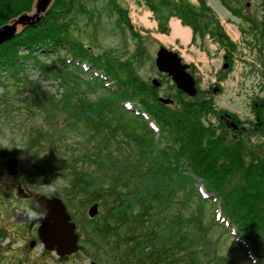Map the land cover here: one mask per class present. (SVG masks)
Wrapping results in <instances>:
<instances>
[{"label": "rangeland", "instance_id": "1", "mask_svg": "<svg viewBox=\"0 0 264 264\" xmlns=\"http://www.w3.org/2000/svg\"><path fill=\"white\" fill-rule=\"evenodd\" d=\"M76 1L83 2L86 12L75 8L67 20L72 19L68 37L78 54L95 58L103 65L111 64L109 67L121 70L123 77L131 75L147 85L152 96L138 97L151 109L162 97L173 101L168 105L169 109L181 112L186 108L176 100L177 89L170 79L157 71L154 64L160 47L174 50L179 53L183 64L191 67L189 73L195 79L199 98L208 101L209 110L196 117L198 122L213 130L212 137L223 134L226 140H230L232 130H225L221 123V117L228 114L240 127H244L234 137L241 139L250 150L260 155L264 153V134L254 131L264 130V121L257 122L253 110L254 100L264 96V46L260 43L264 32V0H227V4L235 8L237 18L220 6L218 0H204L205 12L200 13V8L197 11L199 14L195 15V21L205 19L215 23L214 29L217 27L222 32V39L227 38L234 44V49H229L230 57L225 55L226 49L216 39L200 40L197 36L192 42L184 44L178 38L173 42L159 38L161 35L170 39V21L176 20L174 16L182 12L179 5L170 10L161 5L162 0ZM185 1L196 4L199 0ZM148 5H156V12ZM141 17H145L151 26H145ZM159 25L165 29L162 31ZM195 27L201 28V34L206 31L205 25ZM190 37L191 33L189 41ZM67 53L63 46L52 51L42 50L36 62L28 58L27 51L20 47L16 55L20 56L19 61L24 62L15 61L18 71L0 78V264L8 258L5 253L9 254V248L11 251L24 250L20 251V258L25 257L26 264H34L33 260L37 259L41 247H35L32 252L25 250L22 237L15 236V232L24 234L28 238L27 243L30 242L24 213L36 212L34 201L39 195L59 197L76 225L78 249L70 255L69 261L64 260L61 264H128L121 260L123 257L137 262L148 253L149 248L157 252L164 238L167 245L173 239L172 246L180 241L177 259H189L190 253L188 255L183 250L195 241L199 248L194 254L198 253L201 264H249L251 253L238 244L241 237L227 224L220 209L222 199L215 201L210 195L203 194L205 200L199 204L196 196L189 194L190 184H187L186 175H191V172L188 162L182 158L177 165L175 162L171 165L166 163L167 166L158 165L152 173V159L149 153L145 154L146 144L144 140L137 141L148 128L146 125L145 129L139 116L134 115L142 108L131 100L123 99L122 95L118 98L113 80L106 79L108 83H105L95 79L94 74L101 76V73L92 70L89 63L87 66L79 59L81 61L77 60V63L70 61L67 64ZM134 78L131 82L135 81ZM154 79L159 83L157 87L151 83ZM179 97L182 98L181 95ZM187 97L183 96L184 102L189 100ZM79 100L97 106L108 102L114 104L115 112L111 113V109L105 107V114L100 119V134L107 137L110 146V149L107 148V142H104L108 154L104 166L108 170L83 160L87 156L94 160L93 155L97 152L96 161L102 163L103 152L99 150L102 146L98 140L103 136H92L95 133L94 124L90 127L85 125L80 114L72 117ZM123 105L129 109L125 110ZM144 118L151 121L148 114ZM8 159L16 162L15 174L7 170ZM72 165H75L76 171L69 169ZM175 167L179 170L175 171ZM79 171L86 172L88 176L77 179ZM237 176L228 177L225 187L234 189L237 179L241 182ZM193 178L200 190V179ZM68 188L66 195L64 191ZM135 192L141 194L144 205L149 206L148 216L137 228L141 239L136 246L132 241L124 242L132 228V220L139 212ZM93 194L110 196V202L100 203ZM236 194L232 190V197ZM92 198L96 201L91 202ZM149 200L155 202L148 204ZM93 203H98V210L94 217H89L87 210ZM109 203L111 207L107 210ZM118 210L122 215L119 221L125 223L122 226L115 224L118 222ZM261 211L264 214V202ZM189 215L200 217L199 222H185L189 220ZM178 217L181 223L184 220V229L181 223L179 227L171 223ZM104 218L105 222L112 223V228L116 227L114 234H108V222L102 223ZM95 220V225L99 224L98 234L91 225ZM166 220L169 221L166 223ZM5 228L13 230L6 234L2 230ZM182 232H190L191 235L186 239ZM114 242H118L117 247ZM158 252L161 257L165 251ZM147 255L155 256V253L150 251ZM164 261L160 259V262Z\"/></svg>", "mask_w": 264, "mask_h": 264}, {"label": "trees", "instance_id": "2", "mask_svg": "<svg viewBox=\"0 0 264 264\" xmlns=\"http://www.w3.org/2000/svg\"><path fill=\"white\" fill-rule=\"evenodd\" d=\"M222 1L224 4L226 3L225 0ZM31 2L32 0H0V26L6 24L10 19L22 12L30 11ZM169 3V0H162L161 5L169 7ZM148 6L152 11L156 12V5H154V7L153 5ZM75 8L83 13L86 12L83 2H78L76 0H55L39 25L27 27L19 32L12 40L1 43L0 78L5 77L7 74L11 75V72L15 73L18 71L16 69L18 65L15 61L18 63L24 62V60L19 61L18 58H21L16 55V51L20 47L24 48V51H27L29 54L28 58H32L34 61L38 62L37 55L40 51H52L63 46V48H66L71 61L76 62L81 59L82 61H79L89 63L92 68L101 71L108 81L113 80L115 83L116 93L119 95L117 96L118 98H121L122 95L123 99L131 100L136 105L140 106L144 113H147L158 127V139H155L154 132L150 128H145L147 122L141 120L146 130L144 129V131L142 129L144 131L142 136L137 138L138 143L139 140H144V144H146L145 154L147 155V153H149V157L152 159V173L155 172V167H158V165L164 164L167 166L166 163L171 165L173 162L177 165L180 158L187 161L188 168L191 172V175L185 174L187 184H190L189 190L191 192H189V194L194 197L196 196L197 202L202 204L201 201L204 199L196 185L197 181L193 178L195 177L200 179L201 182L199 183L203 186L206 193H210L218 201L222 199V207L220 209L222 214L224 213L223 215L227 219L228 224L234 227L237 234L241 237V242H238V244L243 247V250H247L251 253V256L248 257L250 260L249 264H264V214L261 211V206L264 202V153L260 155L255 150H250L248 147H245L243 141L241 139H236V136H233L230 140H226L223 134L212 137L213 130L202 126L197 119V116L201 112L209 110L207 107L208 101L199 98L198 92L193 97H187L189 100L184 102L183 96L185 95L177 90L178 95L176 100H179L178 103H180L181 107L183 106L186 108L185 111L180 112L178 110H171L168 108V105L158 102H155L154 108L151 109L144 103L142 98L138 97V95H146L147 97L152 96L151 90L146 88L147 85L141 84V82H138V80L131 75H127V78H125V76L123 77L124 74L121 70H114L109 67L111 64L109 65L106 63V65H103V63L101 64V62L95 60V58L86 56L85 54H78V50L75 49V46L69 41L70 38L68 37V29L70 23H72V19L69 18V20H67V18ZM170 10L172 9L170 8ZM177 16L181 18L182 24L189 25V22L185 20L184 17L179 16V14H177ZM159 26L162 31L165 29L164 26ZM262 28L264 29V26ZM200 30V27L196 28L193 26L191 42L195 40V36ZM261 37L260 43L264 46V32L261 34ZM222 38H224V36L218 39L217 42L226 49L225 55L230 57V50L234 49V44L227 40V38ZM21 57L23 59L25 58L24 56ZM132 78H134L135 81L131 82ZM180 95L182 98L179 97ZM79 101L80 102L77 103L76 106L73 104L75 108L73 114H71L72 117L76 114H80V119L83 118L85 120V125L90 127V124H94L93 131H95V133H93L92 136H97V134L103 136V134H100L101 116L105 114V107H109L111 113L115 112L114 107H112L114 104L108 102L104 106H97L94 103L92 104L82 100ZM93 105L95 108H93ZM253 105L255 119L257 122L261 121L262 123L264 121V96L260 97L259 100H254ZM254 131L264 134L263 129H254ZM91 138L92 137L89 139ZM106 140L107 137L105 136L100 137L98 140L102 146L99 147V150L102 149L101 152H103L101 164L96 161L97 152L95 156L93 155L94 160L91 159L90 156L85 157L81 154L82 157H85L83 160L85 162L90 161L91 164H97L96 167L99 169L104 167V170H108V168L104 166L105 161L108 159L107 149H105L106 146H104ZM97 145L98 143L96 146ZM107 145V148L110 149L109 142H107ZM245 157L248 162H246ZM69 169L76 171L75 165L70 166ZM174 169L175 171L179 170L178 167ZM236 174L239 175L237 176ZM231 175H235L241 179V182L237 179L238 182L235 184L236 186L234 189L225 187V181L228 177H231ZM87 176L88 174L83 171L77 173V179ZM116 180L118 179H115V181ZM80 183L84 184L86 182L80 181ZM85 186H87V184H85ZM86 188L89 189V187ZM68 190L69 188L64 191L66 195L68 194ZM232 190H235L237 193L234 197H232ZM134 194H137L135 196V203L139 204V212L137 216L133 218L132 228L129 233H127V238L125 237L126 240L124 242L127 244L132 241L133 245L136 246L141 239L140 235H137V228L144 222L143 218L148 216L147 211L149 206L146 207L144 205L145 200L141 199V194L136 192ZM93 196H97V200H99L100 203L103 202V204H106L107 200L110 202V196H107L108 198L103 194L100 196L93 194ZM154 200H149L148 204L156 201ZM95 201L96 199H91V202ZM110 207L111 203L108 204L106 209L110 210ZM119 211L120 210L117 211L118 222L115 224L122 226L125 223L119 221L122 219V215ZM129 212L130 211L127 210V214H129ZM110 217L111 216L108 217V220ZM173 218L175 219L176 216H173ZM174 219L171 220V223H176V226L179 227L181 220L179 217L176 220ZM199 219L200 217L189 215V220L187 219L185 222H199ZM168 221L169 220H166V223ZM107 222H105L104 218L102 223ZM183 222L184 220H182L181 227L183 226ZM92 223L93 224H90L92 225L93 231L96 234L100 233L99 224L95 225L97 224L96 220L92 221ZM111 224L112 223L109 221L107 228L108 234H114L116 228H112ZM182 233V236L186 237V239L191 235L190 232ZM172 241L173 239L170 240L171 243L169 242V245H167V241L164 238L161 240L162 244H160L159 248L154 246L162 252L165 251L163 253L164 255L161 257L158 256V250L156 252L154 248L152 250L149 248L147 254L151 251L155 253V256L146 254L137 262L123 256L121 260L127 261L128 264H201L198 253L194 254L196 248H199V246H197L198 242L194 241V244L190 245L188 249L183 250L186 254L188 253V255L190 253L189 259H184L183 257L177 259L179 256L178 247L180 241H177L173 246L171 245L173 243ZM183 241L186 242L185 239H183ZM244 243L246 246H244ZM117 244L118 242H114L115 247H117ZM169 248H175V250H169ZM193 255L197 257L196 260ZM160 259H165L166 261L160 262Z\"/></svg>", "mask_w": 264, "mask_h": 264}, {"label": "water", "instance_id": "3", "mask_svg": "<svg viewBox=\"0 0 264 264\" xmlns=\"http://www.w3.org/2000/svg\"><path fill=\"white\" fill-rule=\"evenodd\" d=\"M55 0H32L31 9L22 12L10 19L6 24L0 26V44L14 37L28 26L39 24L44 15ZM156 69L167 74L176 89L189 97L196 95L194 79L187 72V65L181 63V58L174 52L168 51L165 47H160L156 52L154 60ZM157 87L158 81H151ZM158 102L170 105L172 100L159 97ZM233 124V122H232ZM6 167L10 174L16 172V162L13 159L6 161ZM37 210L42 214V218L37 228L38 237L44 248L54 251L59 256H67L74 253L77 247L78 236L75 233V224L70 220V215L59 197H46L39 195L35 200ZM97 203L92 204L87 215L94 217L97 213ZM89 264H98L91 262Z\"/></svg>", "mask_w": 264, "mask_h": 264}, {"label": "flooded vegetation", "instance_id": "4", "mask_svg": "<svg viewBox=\"0 0 264 264\" xmlns=\"http://www.w3.org/2000/svg\"><path fill=\"white\" fill-rule=\"evenodd\" d=\"M225 1H227V0H225ZM218 2H219V5L224 7V9L227 12L232 14V17H235V18L238 17V15H237V13L235 11V8L231 7L230 4H227V2H226L225 3L226 5H225L222 0H218ZM178 5H179L180 8L182 7V12L179 14V16L184 17L185 19L187 17V21L189 22V24L191 23L190 25H192V26H196V25L204 26L205 25L206 31L204 30L203 34H201L199 31L197 32L196 37L198 36L200 40H204V39L205 40H214V39L218 40V39H220L223 36L222 32H220V30H218L217 27L214 29L215 23L207 22L205 19H202V20L198 19V21L194 20L195 15L199 14V12H197V11H199V8L202 10V11H200V13L205 12L206 3H204V0H199L196 4L187 3L185 0H173V1H170V3H169V7L170 8H174V9ZM167 50L171 51L169 48H167ZM172 52H174V50H172ZM174 53H176V52H174ZM176 54L180 57L179 53H176ZM224 59H226V57ZM226 66H228V63L225 64V67ZM186 70H187L188 73L191 70V67L188 64H187ZM159 73L164 75V76H166L168 79H170V77L167 74H164V73H161V72H159ZM221 118H222L221 119V123L223 125V128H225V130L226 129L227 130H230V129L232 130V137L236 136L237 132L244 130V127L243 126L240 127L237 122H234L231 119L230 115L225 114ZM232 122L234 124H232ZM24 218L26 219L25 223H26V226H27V229H26L27 230V234H28L29 238H31L30 242H28L29 244L27 243L28 238L26 236H24V234L19 233V232L16 231L15 232V236L22 237L21 238L22 246H23V248H25V250L26 249L27 250L30 249V252H32L35 247H37V246L41 247L40 248V253L37 255V259L33 260L34 264H61L62 262H64V260H68L69 261L70 255H68V256H59L54 251H50V250L45 249L44 246L42 245V243L40 242V239H39L38 233H37V227H38V224H39L40 219H41V214L37 210H36V212H31V213L25 212L24 213ZM2 230L3 231L5 230L6 234H10L11 233L10 230H13V229L5 228V229H2ZM7 251H9V254L5 253V254H7L8 258L3 260L4 264H26L27 263V261L25 260V257H23L24 259L20 258L22 256L20 254V251L24 252V250L17 249V250L11 251V248H9ZM47 253L49 254L48 255L49 258L46 255Z\"/></svg>", "mask_w": 264, "mask_h": 264}, {"label": "bare ground", "instance_id": "5", "mask_svg": "<svg viewBox=\"0 0 264 264\" xmlns=\"http://www.w3.org/2000/svg\"><path fill=\"white\" fill-rule=\"evenodd\" d=\"M141 21L143 22L145 26H151L149 22H147L145 17H141ZM170 29H171L170 39L166 37H162L161 35H159V38H163V39L165 38L166 40L168 41L170 40L172 42L174 41V39L178 38L184 44L189 42L190 31L187 27L180 25L178 20L171 19Z\"/></svg>", "mask_w": 264, "mask_h": 264}]
</instances>
